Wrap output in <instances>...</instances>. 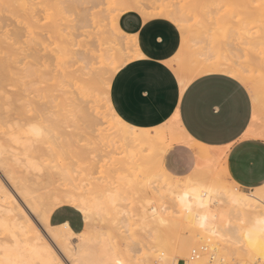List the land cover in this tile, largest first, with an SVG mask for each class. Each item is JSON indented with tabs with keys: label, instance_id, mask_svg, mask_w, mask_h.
<instances>
[{
	"label": "bare ground",
	"instance_id": "6f19581e",
	"mask_svg": "<svg viewBox=\"0 0 264 264\" xmlns=\"http://www.w3.org/2000/svg\"><path fill=\"white\" fill-rule=\"evenodd\" d=\"M76 1L0 0V103L4 105L2 109H14V103L18 102V108H28L31 112L30 120L24 125L19 122L17 124L16 117L15 120L9 119L8 129L4 137L0 138V258H16V250L19 248L26 252V258L31 260L32 264H116V260H120L122 264H154L155 261L161 260L167 264L187 258L192 247L201 240L206 244L193 248L203 246L208 250L203 254L200 264L213 262L208 253L214 259L219 255L220 258L232 260L234 264L264 262V240L260 239V232L264 230V204L261 203V200H264V185L251 192H244L233 191L238 189L234 184L225 185L222 180L223 183L220 182L217 179L218 170L224 177L229 178L224 156L221 161V152L212 155L206 145L195 142L180 125L177 113L165 124L154 128H137L124 122L111 106L109 87L113 74L124 64L120 51L127 50L129 46H108V43L105 45V40L109 43L112 40L104 35L107 32L104 31L105 24L102 27L103 22L99 19L98 12L102 13L103 8L96 9L94 13L95 5L85 7L84 12L92 7V12L90 13L91 9L89 11V21L88 16L83 17L88 12L86 14L80 11L83 16L78 13L74 15L73 8L70 9L74 5L77 9L75 13L79 12V2ZM120 1L111 0L112 5L109 2L106 6L108 11L106 7L104 9L107 13L111 12L112 7L118 9L117 4ZM117 20L115 13L110 15L113 29L119 27ZM44 43L51 46L52 57L47 60H44L37 48ZM20 50L26 51L23 56L31 57V60L21 58ZM131 52L129 60L140 55L137 46L133 47ZM199 55L193 56L187 64L188 60L181 59L179 53L175 54V68L171 67V60L168 61L181 89L200 75L219 72L235 77L242 84L249 85L252 92L256 91V79L247 75L243 68L236 67V63L229 59L212 62L211 58L210 62L196 58L202 54ZM51 59L53 60L48 62ZM68 66L71 67L70 71L67 70ZM258 67L261 68L259 65ZM36 84H44L46 94H40L42 100L37 94L40 88L38 89ZM98 84L101 85L98 88L102 87L103 91L101 98L108 125L104 128L105 133L103 129L93 127V124L91 127L96 128V136L106 139L105 143L108 145L116 142L121 144L126 163L130 165L124 164L128 165V170L136 169L137 166L132 165L136 158L147 157V166L144 169L147 173L142 171L145 175L137 181L139 191L138 188L136 190L140 192V196L135 197L138 200L132 207L126 206L130 197L127 186L132 180L130 175L124 173L122 177L119 176L117 184L90 187L71 200H66L57 193L52 195L51 192L52 196L43 203L32 188V183L30 184L31 177L40 176L44 167L46 168L38 155L40 146L39 150L36 144L26 147L23 141L27 138H22L20 143H16L10 137L19 136L27 124L36 123V115H45V120L51 126H61L66 114L64 96L69 91L66 87L71 86L73 97L69 101L73 99L70 103L74 105V110L80 111L84 103L90 101L87 99L90 89ZM15 86H20L18 92L14 90ZM98 92L100 94V91ZM261 95L263 99L264 93ZM254 100L257 102L258 98ZM254 105H259V101ZM258 108H254L252 122L246 132L264 137V126L256 128L255 125L260 120ZM17 110L16 108L15 111L18 112ZM20 113L22 114V111H19ZM83 114L81 113V116ZM20 119L18 121L23 120ZM149 130L153 132L148 133ZM72 135L75 134L72 132ZM181 142L196 150L197 163L190 173L179 177L164 169L160 153ZM144 150L146 153L142 154ZM157 161H160L159 165ZM208 161L215 164L214 169L204 175V164ZM18 168H21L22 173L18 172ZM131 176L139 178L134 171ZM43 179L40 181H45ZM192 188L196 191H192ZM186 191L187 197L182 205L179 198L184 196ZM62 205L76 208L83 218L89 220L108 218V221L116 222L119 219L135 217L136 220L148 223L152 226L148 245L140 248L133 245L124 249L108 231L82 229L81 232L74 233L66 224L50 226L49 214ZM81 206H86L84 211L80 210ZM249 234L254 243H249Z\"/></svg>",
	"mask_w": 264,
	"mask_h": 264
},
{
	"label": "rangeland",
	"instance_id": "374dc122",
	"mask_svg": "<svg viewBox=\"0 0 264 264\" xmlns=\"http://www.w3.org/2000/svg\"><path fill=\"white\" fill-rule=\"evenodd\" d=\"M77 1L79 3H77ZM77 1L76 3L77 5L79 4L78 8L80 9V10L78 9L79 12L80 11L84 12L83 9L85 7H90L92 5L96 6L95 8L93 7L95 9V11L93 10L94 13L96 12V9H100V7L103 8L102 13L100 10H98L100 11L98 12L100 15L99 19L101 20V23L103 22L102 27L105 24L104 25L105 30L104 28L103 30L107 32H105L106 34L104 35H106L109 38V40H112L110 43L106 42L105 40L106 43L105 45L109 44L108 46L111 45L115 46L114 44H116L117 46H122V47L124 45L127 47L129 46L127 50L124 49V51L122 50L120 51L123 56L124 63L129 60L132 54L131 51L133 47H136V43L132 35L123 32L119 27H116L114 29L111 27L110 15L115 13L118 19V17L122 13L128 11H136L144 19L161 17V18H166L171 22H173L174 24H176L181 34L180 46L178 48L180 49V51L178 50L176 54L179 53L181 59L188 60L186 61L187 64L188 62L189 63L191 62L193 56H195L196 54L197 55L202 54L201 56L199 55L201 58L198 56L196 57L198 59L209 60L211 58L210 60H212V62L213 61L222 62L229 59L232 62L236 63L234 64L236 67L241 69L243 68V70H246L245 73L247 75H250L252 79L254 78L256 79L255 82H257L256 83L257 92L256 91L252 92V89L247 84L246 87L248 88L251 96L253 95L252 96L253 103H258L259 101V105L256 106L259 107L258 109L260 110V120L258 125L259 127L264 126V96L262 99V95H261L262 93H264V88H263L264 86V72H263L264 71V0H121L117 4L119 8L117 9L112 7L111 12H108L109 14L107 13L108 8L106 6H108L107 4H109L111 0H77ZM113 1L114 0H112V2ZM74 7H75L74 5L73 7L72 6L70 7V9L73 8L72 11H74V15L77 13L81 14V12L79 13L78 11H76L75 13V10L77 9ZM105 7L107 8V11L105 10L106 9ZM89 11L90 13L92 12V7L89 8L88 10H85L84 13L87 14L88 12L87 15L83 16V14H81L83 17L86 16V18L88 16V20H89V15L91 16ZM86 18L85 20H87ZM37 48L39 49L38 51H40L39 54L44 58V60L50 59L52 57L50 56L51 46H47V44L44 43L38 46ZM24 50H20L21 58L25 57L23 56L26 54V51ZM205 56H208L209 58L208 57L205 58ZM219 57L225 60L223 59L220 60ZM25 58L26 60L29 61L31 60L30 59L31 57L29 58L25 57ZM173 59L176 62V57H173L171 61ZM52 60L53 59L48 60V62ZM258 65L261 66V68L258 67ZM19 66H21V64ZM67 70L70 71L71 67L68 66ZM69 74H70L69 76H71V73ZM258 83H262V85L260 84L259 86ZM36 85L38 86V84ZM43 85L44 84H40L38 86V89L40 88L37 93L39 94V97L40 94L41 95L46 94L45 93L46 90L43 87ZM99 85L100 84L95 86L96 88L92 87L90 89L89 96L87 98L90 99V101L88 100L89 102L88 103L86 102L87 104L84 103V107H82L80 111L74 110L75 109L74 105L70 103L73 101V99H71L72 101H69L70 98L73 97V94L71 92L72 91L71 86L68 85L66 87V90L67 91L69 90L68 92H66V96H64L65 99L67 100L66 101L64 99V102H66V109L64 111L66 113L65 114L66 119L63 118L64 120L62 121L61 126H55V125L51 126V124L47 120H45V115L42 117L36 115L35 118V120L37 121L36 123H39L40 125L44 126V128L47 131L46 137L42 139L39 144H36L38 145L37 149L39 150L40 148L38 155L42 158V163L44 164V166H46L47 169L44 167V169L42 170L43 173H40L41 177L40 176L31 177L30 184L32 183L31 184L32 188L35 190L36 195L40 197L43 203L49 200L50 195L52 193H53L52 195H54V193H57V195L59 196H64L66 200H71L72 198L77 197L79 194H81L90 187L98 188V186L108 185L112 183L117 184V180L120 177H122L124 173H125L124 175L127 176L130 175L129 178L132 180L130 184L127 186L128 188L127 193L129 194L130 197L129 200L127 201L126 206L128 208L132 207V205L138 200L135 199V197L139 198L140 196V192H138L139 184L137 183V181H140L142 179V176L145 175L143 173H147V171L144 170L145 166H147L146 163L147 157L140 156L136 158L132 165H136L137 167L136 169L134 170L132 169V171H130L127 169L129 164L126 163L127 160L125 159L124 152H122L123 148L121 147V144L116 142L113 145L112 144L108 145L107 143H105L106 139H100L98 136H96L98 131L94 129L96 128L103 129V133H105L106 132L105 129L107 128L108 125V120H107L108 118L104 116L105 114H104V106L102 100L103 98H101L103 97L101 96L103 95L102 94L103 91L101 90L102 87L100 89L98 88ZM15 89L18 92L20 86H15L14 90ZM42 89L44 91H42ZM97 90L100 91V94ZM255 98L256 99L258 98V100H256L257 102H255L254 100ZM42 99L43 98L40 97V100ZM14 104H15L14 106L16 107L14 106L13 107L15 110L17 108L18 112H16L14 109H11L9 107L2 109L4 105H1L0 103V138L2 136L4 137V134L8 129L7 126L9 124L8 122L9 119L12 118L13 120H15L14 117H16L17 120L15 122L17 124L20 123L22 125H24L26 122H28V120H30L31 112L28 111V108H24L22 110L18 108V102L17 104L16 103ZM256 107L254 105V108ZM19 111H22V114L21 113L19 114ZM81 113L83 114L82 116ZM20 118L23 119L24 122L23 120L18 121V119ZM87 124L89 125L87 126ZM92 124L93 127L96 128H92L91 127ZM22 125H17V126L20 127ZM72 132L75 135H72ZM152 132L153 131L151 130L148 131V133H152ZM254 138H258V137H254ZM179 145H184V144H175L170 149H172L174 146H179ZM41 151L42 153L40 154ZM145 153L146 152L144 150L142 154ZM124 164H128V165L126 166ZM163 165L164 167H166L164 161H163ZM214 165L215 164H213V162L211 161L205 162L203 168L205 173L204 175H208L214 169ZM166 170L172 175L183 176L190 173L193 169L190 170L189 172L187 171L180 175L174 174L173 172L168 170V168H166ZM21 171H22L21 168H18V172L22 173ZM133 171L137 176H139V178L135 176H131V172ZM142 171L144 172L142 173ZM218 173L219 175L217 174L218 175L217 179L220 182L223 181L224 182V183L222 182L223 184L225 185L234 184V187L244 192L252 191L251 189H244L240 187L237 183L235 184V182L232 183L231 182L232 178L230 176H229L230 179L226 176L224 177L222 172H219V170ZM38 178L39 180H37ZM41 178L45 181L42 180L40 181ZM137 188L138 191L136 190ZM43 189L44 190L46 189V191L44 192ZM47 189L49 191H47ZM46 192L48 193L46 194ZM134 192L135 194L137 193L138 194L135 195ZM43 193L45 194V196H43L44 195ZM83 229L86 231L103 230V231H108L109 233L111 232L115 240L120 245H122L124 249H128V246H133V245H136V247L138 246L137 248L147 246L150 238V234L152 233L151 225L136 220L135 217H131L127 220L119 219L116 222L114 221L111 222L110 220L108 221V218L99 219V220L97 219L89 220L87 218H84ZM202 244L205 245L206 244L205 241L198 240L197 243L194 245V247H192V249ZM221 259L227 261L229 264H234L232 260L228 258L224 259L223 257L220 258L219 255L215 257V259L211 264H219L220 262L219 260ZM203 260H205L206 262V258H204ZM178 261H176V263ZM176 263H173L172 261L167 264H176ZM262 263L264 262H259V264Z\"/></svg>",
	"mask_w": 264,
	"mask_h": 264
},
{
	"label": "crops",
	"instance_id": "0c3cea01",
	"mask_svg": "<svg viewBox=\"0 0 264 264\" xmlns=\"http://www.w3.org/2000/svg\"><path fill=\"white\" fill-rule=\"evenodd\" d=\"M117 22L123 32L132 35L140 55L125 62L111 78L109 98L114 112L124 122L137 128L161 126L177 113L184 131L195 142L206 145L212 155L221 152L222 143L227 142L228 137H233L242 144L237 145L234 153L223 155L227 174L244 189L253 190L263 186L264 143L259 139L261 136L247 133L252 122L254 103L246 85L228 74L213 72L192 79L181 89L176 74L168 65L180 46L181 34L177 25L161 17L144 19L136 11L122 13ZM197 80L215 83L232 81L243 88L248 104L245 105L241 97L238 105L233 104L226 115L222 114L219 111L222 105L213 102L210 91H187ZM227 99H231V93ZM255 125L259 127L258 123ZM181 147L183 151L179 150ZM170 148L167 158L162 160L165 170L168 168L180 175L195 168V149L185 144ZM189 153L194 158L191 168L183 162V157ZM176 156L182 158L179 165L173 163ZM48 223L50 226L66 224L74 233H79L84 227V218L76 208L62 205L49 214Z\"/></svg>",
	"mask_w": 264,
	"mask_h": 264
},
{
	"label": "snow or ice",
	"instance_id": "6c2138e0",
	"mask_svg": "<svg viewBox=\"0 0 264 264\" xmlns=\"http://www.w3.org/2000/svg\"><path fill=\"white\" fill-rule=\"evenodd\" d=\"M171 67L175 68L176 67V62L173 59L171 61ZM193 89L199 90H208L210 91L212 95L213 102L215 103H220L222 106L219 109V111L222 114H227V112L230 110L231 106L233 104H239L241 102V97H243V103L245 105L248 104V97L245 95L243 88L238 87L237 84L233 83L232 81H223L220 83H215L212 81H202V80H197L195 81L190 88L187 90L191 92ZM231 93V99H227L229 94ZM115 119L119 120V117H115ZM175 119V117H173ZM123 123V121H121ZM47 135V131L44 128V126L38 124V123H29L27 124L26 127H24L21 130V133L19 136H12L10 137L11 140H13L16 143H20L22 138H27L24 139V144L26 147L34 145V144H39L42 139H44ZM193 135H195L193 133ZM262 143H264V137L261 138ZM182 143V142H181ZM242 142L239 140L234 139L233 137H228L227 142L222 143V148H221V161H223V155L228 154V153H234L237 150V145H241ZM180 151H183V147L179 149ZM168 150H162L160 155L162 159H166L168 156ZM175 155V153H173ZM193 159L189 153L187 157H183V162L186 163L188 168H191ZM182 162V158L180 156H176L175 160L173 163L179 165ZM160 161H157V165H159ZM233 176L236 175L235 172L232 173ZM192 191H196V189L192 188ZM233 191H239V189H233ZM187 197V191L185 192L184 196H181L180 203L183 205L184 201ZM261 203L264 204V200H261ZM86 206H81V211L85 210ZM155 211V209H153ZM224 238V237H221ZM260 239L264 240V230H261L260 232ZM249 243H254V241L251 238V235L249 234ZM17 253L18 255L16 258H12L9 256L8 259H2L0 258V264H32V261L26 258V252L20 250L17 248ZM116 264H122L120 260H116Z\"/></svg>",
	"mask_w": 264,
	"mask_h": 264
},
{
	"label": "built area",
	"instance_id": "2783aa9c",
	"mask_svg": "<svg viewBox=\"0 0 264 264\" xmlns=\"http://www.w3.org/2000/svg\"><path fill=\"white\" fill-rule=\"evenodd\" d=\"M207 251L208 250L203 246H200L199 248L196 249H192V251L190 252L187 258L178 261L176 264H200V260L203 254L206 253ZM208 257L211 261L214 260V257H212V255L209 253H208ZM219 261H220L219 264H229L225 260H219ZM154 264H166V263L162 262L161 260H158L155 261Z\"/></svg>",
	"mask_w": 264,
	"mask_h": 264
}]
</instances>
